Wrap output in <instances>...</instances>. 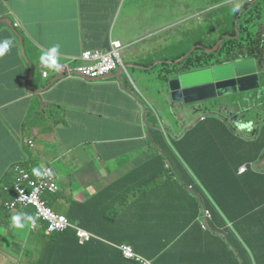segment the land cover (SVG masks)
<instances>
[{"label":"crops","instance_id":"0c3cea01","mask_svg":"<svg viewBox=\"0 0 264 264\" xmlns=\"http://www.w3.org/2000/svg\"><path fill=\"white\" fill-rule=\"evenodd\" d=\"M239 2L0 0V40L13 42L8 53L0 57V264H18L11 248L25 251L24 254L34 250L33 243L26 239V229L14 228L11 223L13 215L23 217L24 212L33 209L11 213L3 205L14 197L11 187L15 175L10 170L17 163L31 171L51 166L61 190L47 197L57 213L78 221L82 228L98 237L93 241L107 242L116 249L131 246L137 255L149 261L158 256L149 240L150 225L160 226L168 211L178 219L174 224L191 223L192 210L179 204L175 208L172 202L154 209L165 212L163 217H155L150 225L144 222L145 187L151 194L171 191L175 194L174 201L176 193L189 196L193 186L197 187L187 179L170 141L150 138L152 128L144 124L141 105L162 79L161 72L170 69L169 63L176 62L175 68L188 72L186 59L193 51L198 49L201 57L206 55L202 38L190 39V28L184 31L180 27L193 20L207 19L209 13L219 20L220 4H232L236 9ZM188 4L194 7V13L189 8L186 11L190 14L185 12ZM171 18L174 24L166 25L164 21ZM112 40L125 46L122 51L125 69L120 68L119 76L114 72L98 80L80 76L59 78L39 59L51 46L59 44V63L80 64L78 58L85 50L108 49ZM177 46L184 49L179 50L174 60L166 61V50L172 57L175 52L171 50ZM45 70L48 77L43 75ZM153 102L156 101L150 99ZM164 102L170 108L187 107L172 104L166 96ZM161 103L158 105L162 106ZM223 110L233 118L230 122L233 132L237 130L243 138L251 140L252 135L262 130L258 122L246 118V112L241 114L239 105L223 106ZM220 115L229 124L228 118ZM181 116L185 118L180 124L175 122L179 124L176 131L189 130L199 122L187 119L183 112ZM19 133L35 146L24 145ZM168 151L174 156L183 181L178 180L176 172L177 179L161 175L165 170L161 164L167 158L162 155L163 160L160 155ZM263 154L264 151L247 163L256 166ZM184 244L186 250L191 249L182 256L186 263L193 242L189 239ZM225 247L233 256L225 254ZM104 257L105 264H111L106 254ZM237 257L234 248L219 246L221 264H233ZM29 261L26 257V264Z\"/></svg>","mask_w":264,"mask_h":264},{"label":"trees","instance_id":"16d2710c","mask_svg":"<svg viewBox=\"0 0 264 264\" xmlns=\"http://www.w3.org/2000/svg\"><path fill=\"white\" fill-rule=\"evenodd\" d=\"M246 5L241 13L239 11L233 16L236 22H232V31L221 36L222 48L202 57L196 49L186 59L187 70L210 67L216 62L223 65L241 59L255 60L260 66L264 65V48L260 36L252 33L254 17L244 23L245 29L240 35L242 26L239 27L238 22L249 10L248 4ZM236 27L239 28V34L236 33ZM205 117L204 121L197 122L182 134L175 133L163 125L150 126V138L170 141L174 149L173 154L187 172V179L197 187L193 186L189 196L176 193L175 201V194L169 190L168 193L163 191L151 194L145 187V224L148 221L150 225L155 217L165 215L163 211H154L162 203L168 205L172 202L175 208L179 204L192 210L189 225L174 224L178 219L172 216V211H168L165 222L160 226L150 225L152 233L149 234V240L158 255L157 259L160 258L157 264H217L219 246H228L224 242L219 243V236L230 240V246L239 254L237 258L241 260L240 264H264V176L253 173L238 175L241 166L257 159L264 151V127L248 140L239 136L237 130L233 132L232 126L220 114L206 113ZM252 153L254 154L251 156ZM162 155L166 156L167 162L161 164L165 169L161 175L177 179V173L178 180L183 181L172 153H161L160 157L164 160ZM166 164L169 165L168 168ZM226 169L228 176H225ZM47 200L49 205H52V200L48 197ZM205 210L210 211L212 216L208 221L209 230L206 233L198 223ZM34 214V209L28 213L24 212V216ZM23 223L29 227V222L23 220ZM46 226L43 224L37 232L30 233L29 236L39 245V249L28 250L26 254L25 251L21 252V263L28 257V264H105L106 254L111 264H141L125 259L121 251L104 241L92 240L80 245L74 230L46 235ZM234 236H240V243ZM189 239L193 242V249L185 263L182 256L185 251L190 252L191 249H185L184 241ZM232 241L235 244H232ZM224 250L226 255L233 256L229 248L225 247ZM16 258L20 263V257L16 255Z\"/></svg>","mask_w":264,"mask_h":264},{"label":"rangeland","instance_id":"374dc122","mask_svg":"<svg viewBox=\"0 0 264 264\" xmlns=\"http://www.w3.org/2000/svg\"><path fill=\"white\" fill-rule=\"evenodd\" d=\"M242 2L243 0H240L239 5H241ZM188 8L190 13L195 12L194 7H190V4H188L186 5V9H185V12L187 14H190L189 12L186 11ZM235 13L237 12L234 11L233 7L230 4L228 3L220 4L219 20L217 19V16L215 14L209 13L207 19L202 18L201 21L193 20L190 24L188 23L184 24L180 28L184 31H187L190 28L189 29L190 34H188L190 39L194 40L196 38H202L203 40L202 43L204 47L207 49V51L209 49H212L210 47L216 41H218L216 46L218 47L217 49L219 51L222 48V41H223L222 39H220L221 36L228 31H232V29L230 28V24L232 23V18L235 15ZM252 17H254L255 19V23L252 26V33L255 36H260V41L262 42V47L264 48V0H257L250 7V11H248L247 14L246 12L244 13L243 17L239 22V27L242 26L240 29V35H242L243 29H245V25L243 22L246 20H250ZM173 19L174 18H171L167 21L164 20L163 21L166 23V25L168 24L173 25L174 24ZM236 33L239 34L238 27L236 29ZM183 49H184L183 46L182 47L177 46L176 48L171 50L172 52L173 51L175 52L172 55V57L168 56L169 52L168 50H166L164 59L166 61L170 59L174 60L175 56L179 54V50L182 51ZM169 64H170V70L175 69V67L178 65V63L176 62H172ZM257 71L259 74L260 84H261L259 90L244 94H237L229 97L228 96L220 97L213 100H208L195 104L194 103L189 104V106H187L185 110H181L176 107L170 108L167 106V103L164 102L165 96L166 99L170 98V96L167 94V87L161 84V80L157 81L155 90L149 96L150 99H154L156 102L150 103V99L146 98L143 101L144 104L141 105L144 124L146 128H149L150 126H153L155 124L163 125L166 128L174 131L175 133H179L185 130V129L183 130L178 129V131H176L180 122L183 121V119L185 118L184 116H181L182 112L187 116V119L195 120V119H199V117L204 113H214L218 115L224 114L230 120V117L225 113V110H223V106H229L234 104L240 106L241 114L246 112L245 114L247 116L246 118L251 122L253 121V123L258 122L262 129V127H264V65L260 66L257 63ZM165 73H167V69L161 72V76L165 75ZM161 101H162L161 103L162 106H159L158 103H160ZM170 102L174 104L171 101V98H170ZM176 121L179 122L178 125L177 123H175ZM229 124L231 125L230 122ZM24 228L26 229V232L29 231L28 226L26 224ZM219 239H221L222 242H224L229 247H231L229 243L230 240L227 237L219 236ZM234 239L238 241V243H240V236H234ZM28 240L33 243L34 250L39 249V245L35 242V240H32L30 236H28ZM18 250L21 252L20 249ZM154 261H158V259L156 258L155 260L152 261L147 260L149 264H155ZM218 263L221 264L219 261ZM234 263L240 264L241 260L238 258L237 261H235Z\"/></svg>","mask_w":264,"mask_h":264},{"label":"built area","instance_id":"2783aa9c","mask_svg":"<svg viewBox=\"0 0 264 264\" xmlns=\"http://www.w3.org/2000/svg\"><path fill=\"white\" fill-rule=\"evenodd\" d=\"M245 3L254 4L257 0H244ZM17 26L19 24H16ZM124 45L117 40L111 42V47L106 50H85L78 58L80 64L72 65L71 63L62 64L56 73L61 76H80L89 80H97L104 78L111 74L120 65H122L121 53ZM44 77L49 76L47 70L43 71ZM23 142L33 147L34 142L30 139L23 138ZM11 171L15 174V181L11 187L14 197L4 203V206L11 211L18 212V210L32 207L36 213L33 217L35 219V227L30 224L31 230H37L41 227V222L47 224L45 233L47 235L53 233L64 232L67 229H75L78 232L80 243L84 244L96 238L95 235L88 233L79 228L77 223L70 222L65 216L55 213L49 206L44 195L46 192L55 193L58 191L56 182V174L52 167H44L41 170V176H35L28 170L24 164H15ZM247 173H255L264 175V154L255 164H245L240 167L238 175L242 176ZM212 219L210 211H205L204 215L198 221L202 231L208 230V221ZM123 257L127 260H134L142 264H149L146 259L137 255L133 248L128 245L118 246Z\"/></svg>","mask_w":264,"mask_h":264},{"label":"water","instance_id":"95a60500","mask_svg":"<svg viewBox=\"0 0 264 264\" xmlns=\"http://www.w3.org/2000/svg\"><path fill=\"white\" fill-rule=\"evenodd\" d=\"M220 44V42H219ZM217 46L208 52L217 50ZM120 70L117 72L119 76ZM255 60L234 61L223 65L175 74L167 83V94L173 103L189 105L260 89ZM230 119L231 115L227 114ZM230 122H233L231 120ZM149 136V132H148Z\"/></svg>","mask_w":264,"mask_h":264},{"label":"clouds","instance_id":"9594fccd","mask_svg":"<svg viewBox=\"0 0 264 264\" xmlns=\"http://www.w3.org/2000/svg\"><path fill=\"white\" fill-rule=\"evenodd\" d=\"M246 4H248L249 5V3H245V1L243 0V2H242V4L241 5H239V7L238 8H236V9H234V11L235 12H239V11H241L242 12V7L243 6H247ZM230 5H232V4H230ZM251 6L253 5V4H250ZM236 14V13H235ZM17 24H19V23H17ZM19 26V25H18ZM17 25H16V27H15V29L18 27ZM232 27H233V24L231 23L230 24V28L232 29ZM236 29H237V27H236ZM18 36H19V34L17 33V32H15ZM225 36H229V35H225ZM19 38H20V40H21V37L19 36ZM113 41V40H112ZM111 41V42H112ZM117 41H119V40H117ZM121 42V41H120ZM223 42V41H222ZM122 43V42H121ZM123 44V43H122ZM12 45H13V42L10 40V39H3V40H0V57H2V56H4L6 53H8V51L11 49V47H12ZM216 46V45H215ZM214 46V47H215ZM110 47H111V43H110ZM109 47V48H110ZM108 48V49H109ZM124 48H125V46H124ZM213 49V48H212ZM94 50H100V49H94ZM106 50V49H105ZM193 50H194V48H193ZM206 51H207V49H205ZM123 51V50H122ZM59 52H60V45L59 44H55V45H53V46H51L46 52H44L40 57H39V59H40V62H41V64H43L46 68H48V69H51V70H53V72L55 73V75L57 76V77H63V76H61V75H58L57 73H56V70H59V68H60V66L62 65V64H65V63H69V62H63V63H59L58 62V60H59ZM208 52V51H207ZM209 53H211V52H209ZM82 55V54H81ZM189 55H187L186 56V58L188 57ZM121 60H122V53H121ZM248 60V59H247ZM247 60H242L241 59V61H247ZM238 61V60H237ZM231 62H234V61H231ZM231 62H229V63H231ZM215 64H218V63H215ZM77 65V64H76ZM219 65V64H218ZM257 65V64H256ZM120 68H123V69H125V66H124V64H123V61H122V65H120L115 71H113L111 74H113L114 72H116V74H117V72L120 70V72L122 71ZM199 69H202V68H199ZM195 70H197V69H195ZM193 71V70H192ZM189 72V71H188ZM180 73H185V72H180L177 68H175V69H168L167 70V73H165V75H163V76H161L162 77V79H161V84H163L164 86H166L167 87V83L169 82V80L175 75V74H180ZM111 74H109V75H111ZM109 75H107V76H109ZM107 76H105V77H107ZM64 77H67L66 75H64ZM104 77V78H105ZM100 79H102V78H100ZM168 79V80H167ZM98 80V79H97ZM174 104H178V103H174ZM195 104V103H194ZM185 106H189V105H185ZM206 116V113H204L202 116H200L199 117V119H198V121H204L205 120V117ZM228 122H230L231 120H233V119H230V121L228 120V119H226ZM249 129H250V125H249ZM187 131V130H186ZM185 132V131H184ZM184 132H182V133H184ZM181 133V134H182ZM19 135L22 137V138H24V136L21 134V133H19ZM25 139H27V138H25ZM31 140V139H30ZM24 145H26V146H29L28 144H26V143H24ZM34 146H35V143H34ZM33 146V147H34ZM29 147H31V146H29ZM17 164H22V163H17ZM15 165V164H14ZM13 165V166H14ZM12 166V167H13ZM26 167V166H25ZM47 167V166H46ZM49 167H51V166H49ZM166 167L168 168L169 167V165L168 164H166ZM172 167V166H171ZM27 168V167H26ZM28 169V168H27ZM43 169V168H42ZM42 169H40V168H33L32 169V171L30 170V169H28V170H30L35 176H37V177H40L41 176V170ZM53 169V168H52ZM240 169V168H239ZM54 170V169H53ZM11 171V170H10ZM12 172V171H11ZM55 172V171H54ZM14 173V172H13ZM55 174H56V172H55ZM15 175V174H14ZM173 175V174H172ZM243 176V175H242ZM14 181H15V176H14ZM56 182H57V185H58V191L57 192H55V193H48V192H46L45 193V195H44V197H45V199H46V201L48 202V200H47V195H49V194H56V193H58L61 189H60V186H59V183H58V179H57V174H56ZM192 188V187H191ZM48 204H49V202H48ZM4 205V204H3ZM50 206V205H49ZM51 207V206H50ZM6 208V207H5ZM52 208V207H51ZM7 209V208H6ZM28 209H34V208H32V207H29V208H26V209H22V210H18V212H14V211H11V210H8L9 212H11V213H20V212H22V211H24V210H28ZM53 209V208H52ZM35 210V209H34ZM54 210V209H53ZM55 211V210H54ZM205 211H208V210H205ZM204 211V212H205ZM35 213H36V211H35ZM55 213H57L56 211H55ZM57 214H59V215H62V214H60V213H57ZM204 215V214H203ZM35 216V214L33 215V216H30V215H25V216H23L22 217V215L21 214H16V215H13L12 217H11V223H12V226L14 227V228H17V229H22V228H24L25 227V224L24 223H22V219L23 220H25V221H27V222H29V226H30V224H31V226L32 227H35L36 226V224H35V219L33 218ZM63 216H65V215H63ZM68 220H70L67 216H65ZM202 217V216H201ZM201 218H199L198 219V221L200 220ZM70 222H74V223H77V225L79 226V228L80 229H82V230H84V231H86V232H88V230H85L84 228H82L81 226H80V223L78 222V221H72V220H70ZM199 223V222H198ZM45 225L46 223L45 222H41V227L40 228H38L37 230H31L30 229V227H28V229H29V231L27 232L28 233V236H29V233L30 232H37L39 229H41L42 228V225ZM47 225V224H46ZM45 230H46V228H45ZM68 230H74L75 232H76V235H77V238H78V241H79V244L80 245H84V244H86V243H89V242H91L92 240H95V239H98V237L96 236V238H94V239H92V240H90L89 242H85L84 244H81L80 243V239H79V237H78V232H77V230H75V229H67V230H65L64 232H66V231H68ZM202 230V229H201ZM208 231V230H207ZM206 231V232H207ZM64 232H60V233H64ZM204 232V231H203ZM205 232V233H206ZM88 233H91V232H88ZM54 234V233H53ZM92 234V233H91ZM47 235V234H46ZM50 235H52V234H50ZM49 235V236H50ZM94 235V234H93ZM28 236H27V240H28ZM117 249H118V246H117ZM119 250V249H118ZM11 251H12V253L14 254V255H17V256H19L20 257V263H18V264H26V257H25V260H24V262L23 263H21L22 262V258H21V252H23L22 250H21V252L17 249V248H15V249H12L11 248ZM120 251V250H119ZM15 252V253H14ZM137 262V261H136ZM142 264V263H141Z\"/></svg>","mask_w":264,"mask_h":264},{"label":"flooded vegetation","instance_id":"af4514ba","mask_svg":"<svg viewBox=\"0 0 264 264\" xmlns=\"http://www.w3.org/2000/svg\"><path fill=\"white\" fill-rule=\"evenodd\" d=\"M245 6H243L242 8H244ZM248 7H249V10L248 11H250V5H248ZM240 13H241V11H240ZM246 14H247V12H246ZM241 20V19H240ZM240 20H239V22H240ZM250 20H246V21H244L243 23H245V22H249ZM232 22H236V20L234 19V18H232ZM238 22V23H239ZM252 24H254L253 23V20H252ZM229 36H231V35H229ZM207 67H209V66H206L205 68H207ZM231 119H233L232 117H231Z\"/></svg>","mask_w":264,"mask_h":264}]
</instances>
